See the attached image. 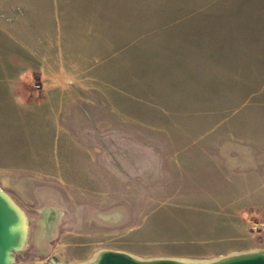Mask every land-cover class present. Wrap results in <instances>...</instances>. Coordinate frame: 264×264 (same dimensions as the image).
I'll return each mask as SVG.
<instances>
[{"label": "rangeland", "instance_id": "374dc122", "mask_svg": "<svg viewBox=\"0 0 264 264\" xmlns=\"http://www.w3.org/2000/svg\"><path fill=\"white\" fill-rule=\"evenodd\" d=\"M206 1L0 0V103L22 107L32 152L26 168L0 170L28 219L15 264L264 247V139L243 121L264 114V50L255 111L244 91L208 89L204 31L173 29L190 10L160 8ZM237 77L211 75L228 87ZM46 208L61 216L42 237Z\"/></svg>", "mask_w": 264, "mask_h": 264}, {"label": "crops", "instance_id": "0c3cea01", "mask_svg": "<svg viewBox=\"0 0 264 264\" xmlns=\"http://www.w3.org/2000/svg\"><path fill=\"white\" fill-rule=\"evenodd\" d=\"M189 4L192 7H183L178 2L168 5L171 7L160 5L163 10H190L175 20L174 28L172 26L166 28L181 29L182 33L190 35H197L204 31L206 66L209 74L208 89H219L222 93L230 88L244 91V98L248 95L249 98L254 97L252 105L257 111L258 52L264 50V0H207L196 7H193L197 5L194 2ZM198 23H204L205 29L200 30ZM216 71L223 76L226 73L238 75L236 80L231 82L235 85L232 87L221 83L214 85L215 78L212 80L211 75H214ZM247 91H254V93L247 94ZM211 100L208 99L207 102L212 104ZM21 110L20 106L0 103L1 114L3 112L8 115L5 117L7 121L0 116V170L24 169L31 161L32 152L28 146L29 141L25 140L30 137V131L27 130V133H24L18 129V124L21 125L22 122ZM243 121L247 123L246 131L250 132H247L246 137L264 139V114L248 116ZM249 123H254V130H251ZM261 145H264V141ZM252 147L255 148L253 152H262L258 143L248 146V148ZM254 249L259 248L250 250ZM245 251L249 249L238 252Z\"/></svg>", "mask_w": 264, "mask_h": 264}, {"label": "water", "instance_id": "95a60500", "mask_svg": "<svg viewBox=\"0 0 264 264\" xmlns=\"http://www.w3.org/2000/svg\"><path fill=\"white\" fill-rule=\"evenodd\" d=\"M61 213L46 208L40 213V236L50 235ZM29 226L24 210L0 187V264H15L28 247ZM40 252V251H39ZM41 255L45 253L41 252ZM49 264H58L50 257ZM81 264H264V248L230 253L212 260L187 262L169 258L140 259L124 252L100 250Z\"/></svg>", "mask_w": 264, "mask_h": 264}, {"label": "flooded vegetation", "instance_id": "af4514ba", "mask_svg": "<svg viewBox=\"0 0 264 264\" xmlns=\"http://www.w3.org/2000/svg\"><path fill=\"white\" fill-rule=\"evenodd\" d=\"M103 219L115 222L118 219V217L115 213L112 212L110 215L103 217Z\"/></svg>", "mask_w": 264, "mask_h": 264}, {"label": "bare ground", "instance_id": "6f19581e", "mask_svg": "<svg viewBox=\"0 0 264 264\" xmlns=\"http://www.w3.org/2000/svg\"><path fill=\"white\" fill-rule=\"evenodd\" d=\"M187 262H200V261H187ZM79 264H81V263H79Z\"/></svg>", "mask_w": 264, "mask_h": 264}]
</instances>
